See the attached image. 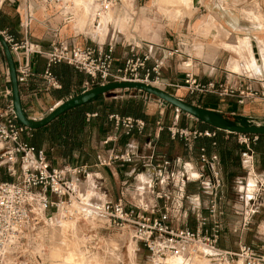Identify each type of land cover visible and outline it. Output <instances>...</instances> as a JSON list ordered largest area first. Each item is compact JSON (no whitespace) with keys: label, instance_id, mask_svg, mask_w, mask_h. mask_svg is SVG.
Listing matches in <instances>:
<instances>
[{"label":"crops","instance_id":"obj_1","mask_svg":"<svg viewBox=\"0 0 264 264\" xmlns=\"http://www.w3.org/2000/svg\"><path fill=\"white\" fill-rule=\"evenodd\" d=\"M145 1L135 0L136 13L142 12ZM187 4V7L190 6ZM190 8L192 12L198 11L194 18L179 23L177 27L167 29L155 41L141 39L136 42L132 35L127 39L121 38L119 41L106 37L103 42L112 41L115 45L113 69L122 67L124 60L129 56V45L136 44L141 47L138 49L140 53L147 52L151 55L152 60L147 63L148 68L153 66V60L161 59L160 79L164 84L180 87H168L164 89L165 92L190 105L260 125L259 123L264 121V98L246 99L239 104L238 91L251 86L259 94L264 93V30L257 26L261 17H264V0H196V5ZM249 9L252 11L250 12ZM185 12V10L181 12L173 10L172 16L183 18L187 16ZM109 15L112 17L111 14ZM0 20L5 22L1 30H7L17 40L22 38L19 28L22 17L16 3L3 5ZM111 24L112 18L110 26ZM110 26L100 33L101 37L109 32ZM127 31L133 33L134 29L130 26ZM117 34H112V37ZM90 36L80 33L73 23H63L57 14L56 7L37 9L29 27V39L44 49L49 47L54 37L66 41L69 45L80 47L98 40L96 35ZM249 51H251L253 63L247 65V62L242 60V56L248 57ZM184 64H189V67H184ZM31 65L32 72L28 82L19 85L20 104L30 119H42L59 103L91 89L86 86L90 78L66 64H56L49 68L50 73L59 82L60 89L46 88L43 77L47 70L46 60L35 56L31 60ZM187 74L193 75L200 85L212 83L216 92L190 93L183 88ZM224 90H226L225 93ZM6 91H10V85L6 62L0 48V108H3L7 101V98L3 96ZM124 99L121 97L119 100ZM113 100L116 101V99L104 97L105 102ZM151 103L154 109L144 111L147 120H141L145 123V129L140 135L132 133L126 136L122 130H116L108 118L110 115H117L115 113L106 115L103 118L104 124H101L98 111L91 109L84 114L81 128L73 130L69 136L63 130L64 123L61 117L47 126L41 133L43 135L41 150L44 151L47 161L53 167L85 166L89 172L87 178L95 177L104 180L102 168H106L117 177L119 166L125 164L131 166L132 163L114 162L107 167H100L98 158L106 159L111 153H135L138 146H144L147 152L146 157H142L145 161L141 162L147 168L140 175L148 174V172L150 175L144 184L139 180L140 175H138L136 189L144 191L147 188L153 176L154 167L159 166L163 170L161 164L166 161L176 164L178 171L170 175L174 185L179 189V197L172 199L174 203L169 206L168 200L174 198V195L165 190L164 179L168 176L164 170L159 183L163 197L162 199L155 197L156 201L148 209L157 206L159 211H163L166 208L173 218L172 222L182 227L185 225L192 230L198 229L197 219L200 215L208 218L206 228H210L215 222L222 221L219 218L220 214L223 215L227 211H245L249 204L241 198L240 189L237 187L239 182L246 178L240 159L243 146L239 144L238 135L220 132L215 133L212 138L198 137L188 143L180 139L172 140L168 128L198 132L208 130L201 129L197 121L187 116L183 117L177 111L170 122H164V110L160 108L159 102L153 99ZM159 126L162 127L161 131H158ZM163 131L165 133H162ZM29 137L30 134L27 131L22 138L26 141ZM202 153L210 160L213 156L216 160L209 162L210 166L201 164L199 158ZM130 169L128 174L134 172L133 168ZM182 169L193 179L183 178L184 173L180 171ZM214 172L219 174L222 186L217 191L215 201L217 215L208 217L212 197L204 192L202 184L213 180ZM254 172L257 179L264 184V168L254 166ZM249 179L253 180L251 177ZM260 196L261 207L264 209V190ZM108 200L119 199H111L109 196ZM224 224L226 223L222 226ZM233 226L243 228L245 226L243 217L238 218Z\"/></svg>","mask_w":264,"mask_h":264},{"label":"built area","instance_id":"obj_2","mask_svg":"<svg viewBox=\"0 0 264 264\" xmlns=\"http://www.w3.org/2000/svg\"><path fill=\"white\" fill-rule=\"evenodd\" d=\"M81 1L88 2L91 24H96L95 28L99 26L100 19L110 11L132 12L136 5L135 0ZM5 3H16L22 17L19 23L22 32L20 40L15 39L7 30L0 29V35L7 43L15 65L18 85L28 82L32 72L31 60L38 56L46 60L47 70L43 77L45 87L49 89L57 90L61 87L49 71V68L56 64H66L87 75L90 82L86 86L90 88L113 82L143 83L163 91L168 87L180 88L177 85L164 84L160 79L161 59L153 60V66L148 68L147 63L152 57L147 52L140 53L138 49L141 47L136 44L129 45V56L121 68L114 70L115 45L112 41L96 40L80 47L69 45L66 41L54 37L49 47L44 49L29 39V27L37 9L56 7L63 23H74L77 9L83 8L82 4H77L75 0H0V11ZM184 67H189V64H184ZM183 88L190 93L216 92L212 83L200 85L190 74L186 75ZM238 93L239 104L246 99L264 98V93L259 94L251 86ZM3 96L7 101L5 106L0 108V170L11 180H0V264H25L23 261L20 262L21 257L17 252L20 251L21 244L28 234L36 229L40 218L46 217L47 213L63 214L65 210L73 207H77L76 215L85 213L90 215L89 210H92L95 217L103 219L109 228L131 233L135 243L140 244L159 261L177 257L196 258L201 249L220 252L216 249L217 224L206 228L208 218L205 216L198 217V229L192 230L172 222L173 218L166 208L159 211L157 206L151 209L128 207L121 199L105 200L97 207L82 205L79 201V178L87 179L89 176L87 168L50 165L42 150H35L22 138L28 130L21 126L12 114L9 91L4 92ZM143 97L152 101L148 95ZM159 104L162 105L161 102ZM108 118L114 124V128L122 130L126 136L132 133L140 135L145 129V123L139 119L119 115H110ZM161 130L162 127L159 126L158 131ZM168 132L172 140L180 139L185 143L198 137L215 136V132L211 131H188L173 127L168 128ZM238 141L243 146L240 159L246 173V178L239 182L238 189L241 198L249 204L243 214V221L246 224L248 218L261 207L260 193L264 190V184L257 179L254 172L252 145L257 141V137L238 135ZM134 155V152L111 153L106 159L98 158V164L100 167H107L114 162L130 163ZM199 160L205 165L215 161L216 157L213 156L210 160L202 153ZM162 174L161 167H154L152 179L160 183ZM249 177L254 180V186L248 190ZM221 186L222 181L217 172L213 173L212 182L202 184L204 192L212 197L208 217L215 214L217 191ZM156 198L161 199L159 194H156ZM235 256L243 264H264V241L257 249L242 247ZM31 257L38 259L36 254Z\"/></svg>","mask_w":264,"mask_h":264},{"label":"rangeland","instance_id":"obj_3","mask_svg":"<svg viewBox=\"0 0 264 264\" xmlns=\"http://www.w3.org/2000/svg\"><path fill=\"white\" fill-rule=\"evenodd\" d=\"M175 2L176 5H174ZM143 7L144 9L141 13H136L135 8L132 12L126 11L121 13L119 10L113 11L112 24L109 28V32H107L104 37H101L100 32L97 31V28H95L96 24H91L92 21L90 18L85 21L82 20V23L80 22L79 19L82 14L84 15V10H82L83 8L77 9L78 12L75 13L76 18L73 24L76 25L80 33L89 34V36L96 35L100 42H103L106 37L119 41L121 38L127 39L130 35H132L136 42L141 39L155 41L161 37L167 29L177 27L179 23L184 21L186 22L187 20L194 18L195 14L198 12H192L190 6L183 7L179 5L177 0H146L145 3H143ZM175 7L179 8V10ZM173 10H177L178 12L185 10L187 16L183 18H174L172 16ZM249 10L250 12L252 11L251 9ZM78 24L81 27L77 26ZM99 25H101L100 21ZM130 26L131 29H134L133 33L127 31ZM257 26L261 30H264V17H261L260 23ZM115 33H118L117 36L112 37V34L115 35ZM245 56H242V60L247 62V65L253 63L251 51L248 52V57L245 58ZM143 95L145 94L137 91H129L111 93L103 97H106V99L116 100H119L121 97H123V99L133 98L141 100L145 105V110L154 109V106H152L153 104L151 103L152 101L144 99ZM151 99L153 100L152 97ZM160 108L164 110V122H170L173 115L176 114V110L174 108H170V106L164 103H162ZM242 122L245 124H252L249 120H244ZM259 124L264 125V121ZM146 152L147 149L144 148V146H138L135 151L136 156L133 157L134 159L131 161L132 165L128 166V164H125L119 166L117 177H115L114 173L111 174L108 172L106 168H102L105 181L98 178L96 179L95 177H89L87 179L80 177L79 200L82 205L85 207H97L105 200H108L110 196L111 199H121L128 207L148 209V207L152 206L154 201H156V194L161 195L160 197L162 199V189L159 181H154L152 177L150 179V183L144 191H138L136 189L137 176L145 172V169L147 168L146 165L141 162L145 161L142 157H146ZM161 165L163 167L162 176L164 175V170H166L165 173L168 176L166 177L167 179H164L163 185L166 186L165 190L169 191L171 195H174V198L172 197L168 200V204L170 206V204L172 205L174 203V201L172 202V199H177L179 197V189L174 185L170 175L172 172L178 171V168L176 164L169 161H166ZM130 168H133L134 172L128 174L129 170H131ZM180 171L181 173H184L183 178L193 179L189 173L185 174V170L182 169ZM2 172L3 171L0 170V180H8L9 177ZM145 182L146 180L142 182V184ZM210 182H212V180ZM248 188L251 189V186L248 185ZM76 211H78L77 207H73L65 210V213L62 215L47 213L45 215L46 217L40 218L36 229L28 234L25 241L21 244L20 251L17 252V254L21 257L20 262L23 261L25 264L65 263V261L59 257L60 253L58 248L55 249V253L57 252V258L53 257L50 252L51 248L49 245L51 226L56 222L68 221V219L65 220V214H67V217L70 219L69 222H73L71 224L75 225H70L73 228L72 233L74 235L72 236H75L74 239L76 240L78 249V259L73 264H96L98 261H102L104 264H168L169 260H174L173 262L175 264H192L193 262L195 263V261L197 263L199 259L200 261L198 264H202L204 262L203 257L206 252H215L207 249H201L195 261H192L193 258L191 259L188 257L166 258L159 261L143 249L140 244L135 243L134 239L131 237V233L109 228L103 219L92 215V210H89L90 215L86 213L84 215H76ZM244 213V211H227L223 213V215H219V218L222 221L215 222L218 229L216 249L220 252L230 254L223 255L220 252H215L219 255H216V258L214 259L216 262L214 261L212 264H243L242 261L235 256V254H238L242 247L257 249L264 241V209L261 207L258 211L253 213L248 218L250 222L245 224L243 228L233 226V223H235L238 218H242ZM215 215H217V213H215ZM61 216H63V219H61ZM221 223L226 224L222 226ZM183 227L188 228L185 227V225ZM69 229L70 231L67 235H70L71 233V227ZM33 254L38 255V259H33L31 257Z\"/></svg>","mask_w":264,"mask_h":264},{"label":"water","instance_id":"obj_4","mask_svg":"<svg viewBox=\"0 0 264 264\" xmlns=\"http://www.w3.org/2000/svg\"><path fill=\"white\" fill-rule=\"evenodd\" d=\"M0 48L3 53L7 76L10 85L11 110L15 120L28 131H36L48 126L62 114L72 109L81 107L91 102L97 97H103L111 93H122L137 91L148 95L157 101L173 107L177 112L184 114L192 120L207 125L211 129L227 134L245 136H264V126L255 124H245L240 120L222 116L218 113L205 110L186 103L185 101L155 87L143 83L135 82H113L106 85L93 87L69 98L53 107L50 112L39 120L30 119L23 111L20 104L19 85L16 80L15 65L4 38L0 35Z\"/></svg>","mask_w":264,"mask_h":264},{"label":"trees","instance_id":"obj_5","mask_svg":"<svg viewBox=\"0 0 264 264\" xmlns=\"http://www.w3.org/2000/svg\"><path fill=\"white\" fill-rule=\"evenodd\" d=\"M4 25L5 22L0 20V28H3ZM170 108L173 109V107ZM91 109H95L98 111V114L101 116V124H104L103 118L110 113H115L119 116H130L134 119H140L143 121L147 120L144 114L145 107L141 100L131 98V99H124L123 101L113 100L111 102H105L104 97H97L91 102L87 103L86 105L67 111L66 113L60 116L62 119V123H64L63 130L66 132V135L69 136L72 134L73 130L81 128L82 126L81 124L84 119V114L86 113V111ZM180 115L183 117L185 116L182 113H180ZM54 122L55 120L52 123H50L48 126L52 125ZM198 125L203 130L212 131L217 134L220 133L218 131L211 129L207 125L201 124L199 122ZM46 127L36 131H28L30 137L26 140V142L30 146H32L35 150H41V143L43 141V135H41V133L44 132V129ZM162 133H165V131H163ZM123 138H127V137H123ZM252 150L254 157V166L263 169L264 168V136L257 137V141L255 142L254 145H252ZM10 180L11 179L9 178L8 180H4V181H10Z\"/></svg>","mask_w":264,"mask_h":264},{"label":"bare ground","instance_id":"obj_6","mask_svg":"<svg viewBox=\"0 0 264 264\" xmlns=\"http://www.w3.org/2000/svg\"><path fill=\"white\" fill-rule=\"evenodd\" d=\"M75 1H76L77 4H82V6H83V9L82 10H84L83 11L84 15L82 14L81 18L79 16V18H80L79 20L82 23V20L85 21L88 18H90L91 11H90V8L88 6V2L81 1V0H75ZM177 2L179 3V5H181L183 7H186V3H188L190 5V7H194L196 5V0H177ZM174 5H176V2H175ZM177 6H178V4H177ZM175 8H177V7H175ZM177 9L179 10V8H177ZM109 14L113 15V12L110 11L109 13L105 14L100 19V24L101 25H99L100 27H97V29H98L97 31H99L100 33L106 31L108 29V27L110 26V19L112 17ZM79 24L77 26H79ZM79 27H81V26H79ZM149 175H150L149 172H148V174L145 173L144 175H142V176L139 177V180L141 182H144L145 180L148 179ZM248 185L251 186V187H253V185H254L253 180L249 179L248 180ZM92 215L95 216L94 213ZM63 216H61V219H63ZM65 216H66V219L65 220L68 219V221H66V222L60 221V222H56V223L54 222L55 224L51 226V229H50L51 231H50V236H49V241H50V244L49 245H50V248H51V251L50 252L52 253L53 257H56V255H57L56 253L57 252L55 253V249L58 248L59 249V253H60V256L59 257L65 261L64 264H73L78 259V256H77V252H78L77 251L78 250L77 249V243H76V240L74 239L75 236H72V235H74L72 233V229L73 228H72V226H70V225H74V224H71L73 222H69L70 219L67 217V214H65ZM70 227H71V233H70V235L69 234L67 235V233L70 231V229H69ZM67 229H69V230H67ZM68 243H69V246H68ZM216 255L217 254L215 252H206V254L203 257L204 258L203 259L204 262L202 264H212L215 261L214 259L216 258ZM195 260H196V258H193L192 259V261H195ZM173 261L174 260H169L168 264H173L174 263ZM199 261H200V259L198 260V262ZM198 262L196 263V261H195V263L193 262L192 264H198ZM96 264H104V262L98 261Z\"/></svg>","mask_w":264,"mask_h":264}]
</instances>
